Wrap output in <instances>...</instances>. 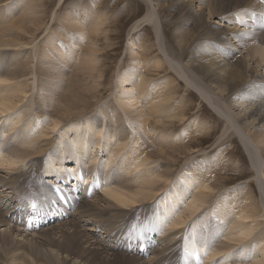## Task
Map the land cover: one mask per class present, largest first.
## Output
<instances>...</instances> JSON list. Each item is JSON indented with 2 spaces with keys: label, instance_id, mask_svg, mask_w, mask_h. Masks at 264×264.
I'll return each instance as SVG.
<instances>
[{
  "label": "rangeland",
  "instance_id": "374dc122",
  "mask_svg": "<svg viewBox=\"0 0 264 264\" xmlns=\"http://www.w3.org/2000/svg\"><path fill=\"white\" fill-rule=\"evenodd\" d=\"M144 1L147 4L143 3ZM189 1L192 2L189 4ZM193 1L65 0L60 3L61 0H0V26H2L1 29L3 28L1 32L5 34L8 32L7 35L10 33L9 35L12 37L10 38L4 33L3 40L0 37V71L11 78L10 83H0V93L4 89L13 90V86L22 87V90L14 95L15 98L12 97L14 99L11 104L17 105L16 109L0 115V150H4L3 156H0V162L9 159L14 151H18V154L21 155L23 149L34 148L36 150L42 146L46 150L27 159L19 158V164L17 163L16 166L9 167L4 164L0 166V180L3 183L9 180L11 185L0 186V243L10 247L8 253L0 249V264H27L28 261L33 264L34 262L30 258L34 257L36 253L38 255L42 253L41 257L37 258L36 264H51L49 262L51 256L56 257L52 264H263L264 161L262 159L258 165V173L253 171L255 166H251L250 158L239 140L242 129V123L239 121L240 118L242 119L239 117L242 113L239 110L248 107V110L251 111L253 108L252 101L243 99L244 92L239 93L238 90V93L232 92L233 90L227 82L220 83L224 87L220 84H209L200 76L198 69L193 67V64L195 65L194 57L198 52L197 49L203 48L204 44L211 43L214 47L212 51L216 52L218 54L216 56L227 63L226 66L230 70L232 68L231 71L243 77L247 76L246 78L253 83L262 80L264 82V69H262L264 63H260L261 58L250 52L256 47L264 48V11H261L264 9V0H241V3H239L240 0H222L221 2L211 0L212 3L210 0H195V5ZM245 1L247 2L244 3ZM253 1L256 8L254 5H250ZM214 5L215 9L213 10ZM189 8L191 11L188 10ZM199 13L200 15H198ZM209 13L211 14L208 15ZM252 13L256 15L253 16ZM145 16L157 23V34L147 24L129 36L136 22ZM244 17H248L250 22L248 18L245 19ZM231 19H236L237 22H233ZM234 24H240V27L247 29V31L236 30L237 32L234 33ZM8 37L10 40H6ZM2 41L3 43H1ZM137 65L141 66L142 69L140 67L138 69ZM135 70L142 71L137 73ZM133 71L139 75L138 77L141 76L140 78L144 81L150 82V86L163 81L168 85L161 95L169 94L168 97L171 98L166 102L169 106L166 109L171 110V106L174 107L171 113L175 119H173L174 117L169 118L175 120L176 126L174 128H165L161 125L154 126V128L148 125L147 131L149 132L147 134L143 132L141 127L137 126L135 117L130 111L128 114V110L123 113L124 110L118 103L121 94L133 93L135 90L137 93L138 89L142 88L141 85H136L138 88L135 89V85L133 87L132 83L121 85L122 76L134 77L135 75L132 76ZM179 71L187 75L193 85L202 87L208 94L210 92L212 104L222 111L224 109V112L230 115L229 119L231 118L232 123L229 126L214 113L215 111L218 112L215 107L208 102H203L199 94L187 87L184 81L178 77L177 72ZM61 72L66 77V91L72 85L77 84V90L84 94L83 102L87 105L81 108L82 117L75 125L64 123L59 125V120L53 124V116L49 114L50 110L52 112L54 108L58 110L61 108L62 112L68 111V102L63 100L64 94L59 97L56 96L54 101H48L46 98L53 91V88L55 89L56 84L61 81L58 78L61 76ZM17 81L18 83H16ZM131 88H134V91ZM158 89L159 87L156 86L154 93ZM149 91L151 92V89L146 91L142 98L138 97L139 105L143 104L144 97L149 96ZM214 96L218 101L214 99ZM41 97L46 99L44 98L42 101ZM146 102L148 101L146 100ZM224 102L227 103L224 104ZM39 105L40 107L37 108ZM50 105L55 107L52 106V108ZM228 107L232 110H229ZM48 109L49 113L47 112ZM95 119L97 125L95 124L94 129L89 128V124ZM250 119L253 121L256 120V117L249 118L248 120L251 122ZM113 120H116V123L110 127L112 132L115 131L116 133L111 132L113 138L106 140L107 138L104 137L105 128ZM189 125L191 129L204 125L203 127L207 130L202 134L192 132L190 137L184 136L185 129L189 128ZM190 128L188 130L192 131ZM100 130L103 131L102 134H99ZM77 131H79L80 134H77L81 138H86L88 145L89 140L93 139L94 144L100 142L103 149L97 151L95 145L94 147L92 145V149L85 150L86 155L85 153L81 155L80 151H76V144L72 141ZM72 134L73 136H71ZM193 136L195 137L193 138ZM30 138H33L34 141H31ZM109 141V146L104 148ZM137 142V145H143V142L147 143L148 149L159 145H163L166 151H169V148L181 147L182 152L178 153L177 156L175 155L179 161L171 168L163 164L169 163L165 162L164 159L147 156L148 161L143 166L144 169L126 174L123 170V157L132 151L138 152L139 148L138 150L132 148ZM259 149H261V156L264 158V149L261 146ZM155 150H148V152L154 153ZM115 153L120 154H117V159L110 165L109 163ZM72 154L73 157H71ZM53 158V164H49ZM45 159L49 165L48 170H45L46 174H49L50 167L53 173L59 171L64 175L68 171L74 174L75 186H87L89 181L90 183L93 181L94 185L98 187L93 193L90 191L92 194L88 196V200L85 202L90 201L92 203L90 205L93 206H86L84 212H79L78 208L68 204L72 208L71 217L44 224L38 231L32 232L35 233L32 234L33 236L27 238L25 234V236H20V234L10 231V227L13 226L7 221L5 207L13 202L14 194H18L19 197L29 196L31 195L29 191L36 193L41 191V184L46 189L48 185L45 180L55 178L57 182L61 178H66L61 173L44 178L41 167ZM16 168L20 169L12 172V169ZM85 168L88 171L92 168L96 169L86 176ZM79 170L83 171L85 177L83 173H80L82 175L80 179L75 175ZM155 170L172 171V175H165L161 180H156L158 189H155V200L152 199L149 202L148 199L147 203L136 205L130 211H124L121 218L119 216L118 219L111 217V215H116V212L117 215L120 212L112 209L106 203V198H103L104 191L111 189V187L114 189L124 187L127 183L128 186L123 190L124 192L139 193L138 188L143 182H139V178L143 177L139 174L143 175L144 173V175L150 176L154 172L156 173ZM197 173L198 180L194 184L192 180ZM87 178L90 180L81 184L83 180L87 181ZM214 181L215 183H213ZM28 186L31 187L29 190H27ZM11 187L14 189H10ZM71 187L73 186L70 184ZM82 192H84V188H82ZM149 193L151 192L149 191ZM149 193L147 192V196ZM197 193L206 195V199H202L205 200L204 206L196 203L194 207L192 204L191 201L196 196H200ZM48 196L53 199L51 203L53 208L64 205L55 202L54 196ZM172 196L175 198L176 204L171 201ZM250 200L251 203L257 204V209H260L253 216L254 219L249 215L242 216L239 214L238 216L239 211L243 210L242 212H244L247 209L244 207ZM192 206L194 208L199 207V212L191 217L190 214L194 212ZM218 210H221L225 216L212 214ZM170 211L171 213H169ZM77 213L80 214L77 216ZM157 213L159 214L157 222L161 223V226L155 230L156 226L152 220ZM240 216L245 217V220H242L243 218ZM181 219H185V221ZM157 222L154 221V223ZM173 224H176L175 227L179 226L174 229ZM76 225L80 227L78 228ZM133 225H135L134 229ZM246 230L249 232L248 234H246ZM3 232L9 233L12 236V241L3 239L2 237L5 235ZM233 233L238 236L236 237V234ZM232 234L237 241L239 240L238 242L230 240ZM150 237L155 238L153 240ZM143 238H146L149 243L141 246L142 241L139 239ZM149 239H151V244ZM193 239L196 240V252L199 248L205 250L201 258L195 261H193L192 253H185L189 252L187 244L192 243ZM86 240L97 241L100 251L95 250L93 246H91L93 249L85 248ZM262 240L263 242H261ZM152 241H154L153 245ZM126 244L131 247L125 246ZM121 245L124 247L120 251ZM216 251H222V253L214 259H210V256Z\"/></svg>",
  "mask_w": 264,
  "mask_h": 264
},
{
  "label": "bare ground",
  "instance_id": "6f19581e",
  "mask_svg": "<svg viewBox=\"0 0 264 264\" xmlns=\"http://www.w3.org/2000/svg\"><path fill=\"white\" fill-rule=\"evenodd\" d=\"M63 1H65V0H61V2L60 3H63ZM141 1H143V0H141ZM155 1V0H154ZM195 1V0H194ZM194 1H193V3H194ZM198 1H200V0H198ZM208 1V0H207ZM206 1V2H207ZM211 1V0H210ZM220 2L222 1V0H219ZM228 1H232V0H228ZM237 1H239V0H237ZM248 1H250V0H248ZM192 2V1H191ZM190 1H189V4L191 3ZM202 2V1H201ZM200 2V3H201ZM247 1H245L244 3H246ZM143 3H146L145 1L143 2ZM195 3H196V1H195ZM195 3H194V5H195ZM211 3H212V1H211ZM213 3H214V1H213ZM219 3V2H218ZM236 3H238V2H236ZM239 3H241V0H240V2ZM147 4V3H146ZM189 4H188V6H189ZM206 4V3H205ZM226 4V3H225ZM224 4V5H225ZM242 4H243V2H242ZM242 4H240V5H242ZM192 5V4H191ZM190 5V6H191ZM201 5V4H200ZM210 6H211V4H209ZM222 5V4H221ZM247 5V4H246ZM249 5V4H248ZM251 6L252 5H254L255 6V3H254V1L250 4ZM30 6H31V4H30ZM34 6V5H33ZM150 6V5H149ZM185 6V5H184ZM199 6V5H198ZM207 6V5H206ZM209 6V7H210ZM234 6V5H233ZM242 6H244V5H242ZM182 8H183V6H181ZM192 7V6H191ZM194 7V6H193ZM201 7V6H200ZM203 7V6H202ZM222 7V6H221ZM235 7V6H234ZM233 7V8H234ZM258 7V6H257ZM150 8V7H149ZM211 8V7H210ZM209 8V9H210ZM240 8H241V6H240ZM243 8V7H242ZM248 8V7H247ZM255 8H256V6H255ZM213 10L215 9V5H214V8H212ZM235 9H237V8H235ZM259 9H261V8H259ZM31 10V9H30ZM155 10V9H154ZM185 10H186V7H185ZM188 10H190L191 11V9L189 8ZM216 10H217V8H216ZM215 10V11H216ZM200 11V10H199ZM214 11V12H215ZM261 11H264V9L263 10H261ZM32 12V11H31ZM149 12V11H148ZM187 12V11H186ZM234 12V11H233ZM236 12V11H235ZM237 12H239V11H237ZM154 13V12H153ZM190 13V12H189ZM202 13V12H201ZM208 13V12H207ZM211 13H209L208 15H210ZM224 14V13H223ZM234 14V13H233ZM236 14V13H235ZM237 14H239V13H237ZM191 15V14H190ZM196 15V14H195ZM198 15H200V13L198 14ZM203 15H204V13H203ZM230 15V14H229ZM184 16V15H183ZM212 16V15H211ZM219 16V15H218ZM237 16V15H236ZM101 17V16H100ZM194 17V16H193ZM197 17H199V16H197ZM213 17H214V14H213ZM215 17H217V16H215ZM231 17V16H230ZM245 18V17H244ZM246 18H248V17H246ZM245 18V19H246ZM202 19H203V17H202ZM213 19V18H212ZM241 19V18H240ZM249 19V18H248ZM228 20V19H227ZM231 21H233V22H237V20L236 19H231ZM249 22H250V19L248 20ZM19 22V21H18ZM191 22V21H190ZM201 23H202V21H201ZM220 23V22H219ZM229 23V22H228ZM17 24V23H16ZM150 25L151 27H152V30H153V32L155 33V34H157V30H158V25H157V23L153 20V19H151L150 17L148 18L147 16H145V18H143V19H140V20H138L137 22H136V24L133 26V28H132V32H130V34H129V36L130 35H132V34H134L135 32H137V31H139L141 28H142V26H145V25ZM248 24V23H247ZM216 25V24H215ZM3 26H5V25H3ZM220 26V25H219ZM244 26V25H243ZM1 27L2 26H0V29H1ZM223 27V26H222ZM232 27V26H231ZM233 27H234V33L235 32H237L236 30H239V31H247V29H245V28H243V27H240V24H238V25H233ZM228 28V27H227ZM241 28V29H240ZM243 28V29H242ZM248 28V27H247ZM3 29V28H2ZM0 30V33L2 34H0V37H2L3 36V33L1 32V31H3V30ZM10 29V28H9ZM249 29V28H248ZM14 30V29H13ZM186 30V29H185ZM5 31V30H4ZM217 31H220V30H217ZM226 31V30H225ZM249 31V30H248ZM12 32V31H11ZM229 32V31H228ZM8 33V32H7ZM7 33L5 34V35H7ZM224 33V32H223ZM234 33H232L233 35H234ZM10 34V33H9ZM7 35V36H10V38H12L11 37V35ZM13 34H14V32H13ZM20 34V33H19ZM231 34V33H230ZM218 35H220L219 33H218ZM217 35V36H218ZM224 35V34H223ZM6 36V37H7ZM13 36V35H12ZM223 37V36H222ZM10 38L8 37V38H6V40L7 39H9L10 40ZM180 38V37H179ZM225 38V37H224ZM1 39V38H0ZM218 39H219V37H218ZM1 40H3V37H2V39ZM0 40V41H1ZM5 40V39H4ZM6 40L4 41V42H6ZM15 40V39H14ZM203 40V39H202ZM213 40V39H212ZM13 41V40H12ZM11 41V42H12ZM164 41V40H163ZM220 41H221V39H220ZM7 42H9V41H7ZM14 42V41H13ZM19 42V41H18ZM231 42V41H230ZM1 43H3V41L1 42ZM199 43V42H198ZM214 43V42H213ZM224 43V42H223ZM9 44V43H8ZM15 44V43H14ZM165 44V43H164ZM221 44V43H220ZM225 44V43H224ZM200 45V44H199ZM17 46V45H16ZM19 46V45H18ZM226 46V45H225ZM1 47V46H0ZM13 47V46H12ZM11 47V48H12ZM5 48V47H4ZM7 48V47H6ZM144 48V47H143ZM232 48V47H231ZM195 49V48H194ZM214 49V47H213V45L211 44V43H207V44H204V46H203V48H198L197 49V54L195 55V57H194V60H195V65L193 64V67L195 66L197 69H198V73L200 74V76L202 77V78H204L205 80H206V82H208L209 84L211 83V84H213V83H215V84H217V85H219L220 83H222V82H227L230 86V88H231V90H233L232 92H237V90H238V92L240 93H243L244 94V96H243V99L245 100V101H252V109H251V111H249L248 110V107H246L245 109H244V107H243V109L242 110H239V111H241L240 113H242V115L241 116H239V117H242V119L240 118V120L239 121H241V127H242V129L241 128H239V129H241L240 131V133L241 134H239V140H240V142H241V144L243 145V148H244V150L247 152V155H248V157L250 158V163H251V166L252 167H254V169H253V171H257L256 173H258V171H259V169H258V165L262 162V159H263V161H264V158H262V152H261V149H259V146H261L262 147V149H264V82H263V80L262 81H256L255 83H253L252 81H250V80H248L246 77H243L242 75H238V74H236L235 72H233V71H231L232 70V68H231V70L228 68V66H226V62L225 61H222V59H220L218 56H216V55H218L216 52H213L212 50ZM14 50V49H13ZM166 50V49H165ZM238 51V50H237ZM251 53H253V55H256V56H259L260 58H261V62L260 63H264V48H262V47H256L255 49H253L252 51H250ZM245 56V55H244ZM250 56V55H249ZM251 57H253V56H251ZM180 59V58H179ZM63 60V59H62ZM61 60V61H62ZM255 60V59H254ZM258 61V60H257ZM63 62V61H62ZM167 62V61H166ZM20 63V62H19ZM52 63V62H51ZM250 63V62H249ZM28 64V63H27ZM26 64V65H27ZM138 64V63H137ZM139 64H141V63H139ZM169 64V63H168ZM177 64V63H176ZM254 64V63H253ZM21 65V64H20ZM100 65V64H99ZM147 65V64H146ZM151 65V64H150ZM173 65V64H172ZM258 65V64H257ZM80 66V65H79ZM138 66V65H137ZM184 66V65H183ZM262 66L264 67V64H262ZM261 66V67H262ZM141 68V66H138V69H140ZM178 67V66H177ZM258 67V66H257ZM256 67V68H257ZM261 67H260V69H261ZM54 68V67H53ZM52 68V69H53ZM56 68V67H55ZM172 68H174V67H172ZM18 69V68H17ZM21 69V68H20ZM49 69V68H48ZM137 69V68H136ZM142 69V68H141ZM181 69V68H180ZM262 69H264V68H262ZM10 70V69H9ZM47 70V69H46ZM78 70V69H77ZM85 70V69H84ZM92 70V69H91ZM151 70V69H150ZM176 70V69H175ZM250 70V69H249ZM140 71H142V70H140ZM140 71L138 70V71H136L135 70V72H137V73H140ZM180 71H182V69L180 70ZM177 72V74H178V77L180 78V79H182L183 81H184V83L187 85V87L188 88H190V90H192L193 92H195L196 94H199V97H200V99H202V101L203 102H208V104H210V105H212L213 107H215L216 108V106H214V104H212V102H211V99H210V92H209V94L202 88V87H200V86H195V84L193 85V83H191V81H190V79H189V77L187 76V75H185L183 72ZM236 71V70H235ZM237 71H239V70H237ZM261 71V70H260ZM42 72V71H41ZM45 72V71H44ZM52 72V71H51ZM80 72V71H79ZM89 72V71H88ZM135 72L133 71V74H132V76L133 75H135L134 77H130V76H128V75H124V76H122V78H121V85H124V84H126L127 85V83H132L133 84V87H134V85H135V89L136 88H138V87H136V85H141L142 86V88H140V89H138V91H137V93H135L136 92V90L134 91L132 88V91H134L133 93H127V94H121V97L118 99V103H119V106H121V108H123V113H125V110L127 111V114L129 113V111L134 115L133 117H135V122H136V124H137V126H139V127H141L142 128V130H143V132L145 133H147L148 134V132L149 131H147V126L148 125H151V126H159V125H161V126H163V127H165V128H169V127H175L176 126V123H175V120L173 121V120H171V119H169V118H171V117H174L173 115H172V113H171V111L174 109V107L173 106H171L172 108H170L171 110H167L166 109V107H169L167 104H166V102L167 101H169V100H171V98L170 97H168V95L169 94H165V95H161L162 93H163V91H164V89L166 88V86H168L164 81L162 82V83H156L154 86H150V82H146V81H144L142 78H140V77H138L139 75H137V74H135ZM251 72H253V71H251ZM16 73H18V72H16ZM43 73V72H42ZM59 73V72H58ZM62 74H61V76H59L58 78H60V82L58 83V84H56V86H55V89L53 88V91L49 94V92L47 93V95L49 94L51 97H48V96H46V98L48 99V101H50V100H53L54 101V98L57 96V97H59V96H62V94H64V101L65 102H68L67 103V107H68V111L67 112H62V110H61V108H60V110H58V109H52V112H51V110H50V113H49V109H48V113L50 114V115H52L53 117H52V119H53V124L57 121V120H59V125L61 124V123H64V124H66V125H75V123H77L78 122V120H79V118L80 117H82L81 116V108L82 107H84V106H87L83 101V96H84V94L83 93H81V92H78V90H77V88H78V85L76 84V85H72L67 91H66V87H65V82H66V77H65V75H63V72H61ZM86 73H87V71H86ZM85 73V74H86ZM238 73V72H237ZM240 73V72H239ZM0 83L2 84H4V83H7V82H9L10 83V76H6L3 72H1L0 71ZM8 74V73H7ZM90 74V73H89ZM248 74H250V73H248ZM5 75V76H4ZM13 75H14V77H15V74H14V72H13ZM12 75V76H13ZM56 75V74H55ZM74 75V74H73ZM137 75V76H136ZM57 76V75H56ZM251 76H253V74H251ZM3 77V78H2ZM17 78H18V76H16ZM199 77V76H198ZM249 77H250V75H249ZM142 79L141 81H140V79ZM201 78V79H202ZM54 79V78H53ZM73 78L71 77V80H72ZM149 79V78H148ZM252 79V78H251ZM192 80V79H191ZM16 83H18V81L16 82ZM250 83H253V84H250ZM53 84H55V83H53ZM152 84V83H151ZM14 85V84H13ZM41 85H42V83H41ZM71 85V84H70ZM221 85V84H220ZM16 86V85H15ZM18 86V85H17ZM25 86V85H24ZM159 87V89H158V91L157 92H155L154 93V88L155 87ZM222 86V85H221ZM226 86H227V84H226ZM225 86V87H226ZM131 87V86H130ZM213 87V86H212ZM216 87V86H215ZM222 87H224V86H222ZM12 88V87H11ZM168 88H170V87H168ZM8 89H9V86H8ZM48 89V88H47ZM50 89H51V86H50ZM150 90L151 89V92L149 93V96H147V97H144V101L142 102L143 104H140V105H142V107H140V105H139V103L137 102L138 101V97H140V98H142L144 95H145V92L146 91H148V90ZM218 89V88H217ZM226 89V88H225ZM19 90H22V87L20 88L19 86L16 88V87H14L13 86V90L12 89H9V90H7V89H4L3 90V92L2 93H0V115L1 114H5V113H7V112H9V111H13L14 109H16V106L17 105H15V104H11V101L15 98V94H18V92H19ZM173 90V89H172ZM220 90H221V87H220ZM244 90V91H243ZM130 91V90H129ZM160 91V92H159ZM217 91V90H216ZM127 92H128V90H127ZM176 92V91H175ZM221 92V91H220ZM219 92V93H220ZM228 92V91H227ZM231 92V91H230ZM237 92V93H238ZM217 93V92H216ZM173 94V93H172ZM171 94V95H172ZM221 94H222V92H221ZM236 94V93H235ZM92 95V94H91ZM138 95V96H137ZM170 95V96H171ZM172 96H174V95H172ZM213 96V95H212ZM12 97H14V98H12ZM235 97V96H234ZM44 98L45 97H41V100L43 101L44 100ZM45 98V99H46ZM213 98V97H212ZM39 99V98H38ZM214 99H216V101H218L217 100V98H216V96H214ZM40 100V99H39ZM40 100V101H41ZM146 100L148 101V102H146ZM41 101V102H42ZM220 101V100H219ZM229 101V100H228ZM47 102V101H46ZM61 102V101H60ZM37 103V102H36ZM38 103H39V101H38ZM44 103V102H43ZM216 103V102H215ZM221 103V102H220ZM227 103V102H226ZM225 102H224V104H226ZM40 104V103H39ZM42 104V103H41ZM45 104V103H44ZM50 104V103H49ZM62 104V103H61ZM250 104V103H249ZM46 105V104H45ZM139 105V106H138ZM218 105V104H217ZM243 105V104H242ZM51 106V105H50ZM52 106H54V105H52ZM51 106V107H52ZM227 106H228V104H227ZM244 106V105H243ZM246 106V105H245ZM248 106V105H247ZM40 107V105L37 107V108H39ZM43 107V106H42ZM48 107V106H47ZM55 107V106H54ZM36 108V109H37ZM53 108V107H52ZM176 108H178V107H176ZM229 108V107H228ZM232 108V107H231ZM242 108V107H241ZM66 109V108H65ZM217 110H218V112L217 111H215L214 113L217 115V116H219L222 120H224L223 122L225 123V124H228V126L232 123L231 122V118L229 119V114H226L225 112H224V109H223V111L221 110V109H218V108H216ZM238 109H239V107H238ZM39 110V109H38ZM47 110V109H46ZM56 110L58 111L57 113H56ZM229 110H232V109H230L229 108ZM237 110V109H236ZM253 111V112H252ZM46 112V113H47ZM37 113H38V111H37ZM40 113V112H39ZM41 113H43V112H41ZM148 113V114H147ZM45 114V113H44ZM232 114V113H231ZM46 115V114H45ZM49 116V115H48ZM123 116H124V114H123ZM165 116V117H164ZM18 117L19 118H21V116L20 115H18ZM51 117V116H50ZM125 117V116H124ZM128 117V116H127ZM253 117H256V120H253L252 121V119H250L251 120V122L248 120L249 118H253ZM180 118H182V117H180ZM173 119H175V117L173 118ZM3 120V119H2ZM120 120V119H119ZM126 120V119H125ZM129 120V119H128ZM184 120V119H183ZM108 121H109V119H108ZM114 121V122H113ZM113 121H111V123L109 124V126L107 127V128H105V133H104V137L105 138H107L106 140H111L112 138H113V134H114V132H112V129H111V125L112 124H115L116 123V120H113ZM123 121V120H122ZM127 121V120H126ZM182 121V120H181ZM238 121V122H239ZM243 121V122H242ZM128 122V121H127ZM126 122V123H127ZM180 122V121H179ZM234 122V121H233ZM121 123V122H120ZM129 123V122H128ZM130 123H132V122H130ZM182 123V122H181ZM14 124V123H13ZM95 124L97 125V123H96V119L94 120V122H91L90 124H89V128H93L94 129V126H95ZM119 124V123H118ZM236 124V123H235ZM51 125V124H50ZM15 126V125H14ZM49 126V125H48ZM104 126V125H103ZM131 126V125H130ZM135 126V125H134ZM204 125H199L198 127H196L195 129H191L190 127V125H189V128L192 130V131H190V130H188L189 128H186L185 129V132H184V136H188V137H190L191 136V134H193V133H197V134H202V133H204L207 129H205L204 127H203ZM233 126V125H232ZM235 126V125H234ZM138 127V128H139ZM154 127V128H155ZM178 127V126H177ZM231 127V126H230ZM13 128V127H12ZM72 128H73V126H72ZM101 128H102V126H101ZM130 128H132V127H130ZM233 128V127H232ZM133 129V128H132ZM14 130H15V128H14ZM149 130V129H148ZM236 130H237V128H236ZM89 131H92V130H89ZM134 131V130H133ZM113 134H112V133ZM193 132V133H192ZM13 133V132H12ZM77 133H79V131H77L75 134H74V137L72 138V141L76 144L75 145V148H76V151H80L81 152V155H83L84 153H85V155H86V152H85V150H90V149H92L93 147H94V145H95V150H97V151H99L100 149H103L102 148V146H101V143L100 142H97L96 144H94L95 142L93 141V139H91V141L89 140V145H88V142H87V140H86V138H81ZM95 133H96V130H95ZM102 134L103 133V131L102 130H100L99 131V134ZM116 133V132H115ZM153 133V132H152ZM157 133V132H156ZM6 134V133H5ZM11 134V133H10ZM80 134V133H79ZM138 134V133H137ZM150 134H151V131H150ZM134 135V134H133ZM71 136H73V134L71 135ZM149 136V135H148ZM121 137V136H120ZM195 136H193V138H194ZM134 138V137H133ZM154 138V137H153ZM160 138H161V136H160ZM159 138V139H160ZM139 139V138H138ZM177 139V138H176ZM30 140L31 141H34V139L33 138H30ZM157 140V139H156ZM160 141H162V140H160ZM174 141V140H173ZM125 142H126V140H125ZM150 142V141H149ZM60 143V142H59ZM109 143H110V141L108 142V144L107 145H105L104 146V148H106L107 146H109ZM144 144L143 145H137L138 144V142L135 144V145H133V149H137L138 150V148H139V150H138V152H131V153H127V154H125L124 155V157H123V160H122V162H123V164H124V168H123V170H125L124 171V173H126V174H132L133 172H138V171H140L142 168L144 169L145 167H143L144 165H145V163H147V156H153V157H159V159L161 158V159H164L165 160V162L167 161V162H169V163H163V164H166L167 165V167L169 166V168H171V166H173V165H175V164H177L178 163V161L179 160H177V159H179V158H176V156H177V154L178 153H180V152H182V149H181V147H178V148H169V151H166L165 149H164V146L163 145H159V146H153V148H150V149H148V146H147V143L145 144V142H143ZM190 143H191V140H190ZM193 143V142H192ZM91 144V145H90ZM152 144V143H151ZM171 144V143H170ZM172 144H173V142H172ZM45 145V144H44ZM92 145H93V147H92ZM122 146H123V144H121ZM169 145V144H168ZM67 146V145H66ZM78 147V148H77ZM92 147V148H91ZM31 148H33V147H31ZM143 148V149H142ZM161 148V149H160ZM79 149V150H78ZM123 149H125V147H123ZM154 150V149H156L155 151H154V153L153 152H148V150ZM18 150H21V149H18ZM65 150V149H64ZM46 150L42 147V146H40V148H38V149H23L22 150V152H21V155H19L18 154V151H14V153L13 154H11V157L9 158V159H5L6 161H3V162H0V166H2L3 164L4 165H7V166H9V167H13V166H16V165H18L19 163H18V160H19V158H22V159H27L28 157H30V156H33V155H36V154H38V153H43V152H45ZM3 152H4V150L3 151H1L0 150V156H3ZM147 152V153H146ZM67 153V152H66ZM101 153V152H100ZM185 153V152H184ZM117 154H120V153H115L114 154V156H113V159L110 161V165L111 164H113L114 162H115V160L117 159ZM85 155H84V157H85ZM176 155V156H175ZM45 156V155H44ZM43 156V157H44ZM174 156V157H173ZM71 157H73V154L71 155ZM78 158V157H77ZM95 158V157H94ZM71 159V158H70ZM73 159H75V158H73ZM81 159V158H80ZM149 159V158H148ZM177 160V161H176ZM20 161H22V160H20ZM53 162H54V158L53 159H51L50 160V162H49V164L50 163H52L53 164ZM64 162V161H63ZM78 162V161H77ZM92 162H93V160H92ZM91 162V163H92ZM18 163V164H17ZM79 163V162H78ZM94 163V162H93ZM129 163H131V164H129ZM44 164H45V167H44ZM69 164V163H68ZM72 164V163H71ZM108 164V165H109ZM154 164V163H153ZM159 164V163H158ZM103 165V164H102ZM109 165V166H110ZM49 165L46 163V159L43 161V166L41 167V171H42V173H43V175L42 176H44V178H49L50 176H52V175H55L56 173H61V172H59V171H56L55 173H53L51 170V167H50V169H49V174H46L45 172V170L47 169V167H48ZM222 166V165H221ZM220 166V167H221ZM104 167V166H103ZM166 167V166H165ZM43 168H44V172H43ZM262 168V167H261ZM5 169H7V168H5ZM11 169V168H10ZM18 169H20V168H16V169H12V172L13 171H16V170H18ZM68 169H70V168H68ZM95 169L96 168H92L90 171H88V170H86V168H85V172H86V176L87 175H90L93 171H95ZM147 169H148V167H147ZM146 169V170H147ZM159 169V168H158ZM223 169V168H222ZM48 170V169H47ZM77 170V169H76ZM168 170H170V169H168ZM229 170V169H228ZM80 171V170H79ZM78 171V173L77 174H75V175H77L78 177H79V179H80V177L82 176L80 173H83V171H80L79 172ZM88 171V172H87ZM151 171V170H150ZM156 171V173L154 172L153 174H151L150 176H146L147 174H145L144 175V173H143V175L142 174H139V176H143L142 178H139V182H141V181H143L140 185L141 186H139V190H140V192L139 191H137V192H139V193H134V194H131V193H127V192H124L123 190L128 186V184L126 183L125 184V186L124 187H119V188H113V187H111V189H107L106 191H104V194H103V198H106V203L107 204H109L110 206H111V208L112 209H114V210H117V211H119L120 213H118V215H117V212H116V215L114 214V215H111V217H114V218H117L118 219V216L121 218V214L124 212V211H130L131 209H133L136 205H140V204H144V203H147L146 201L148 200L149 202L152 200V199H154V197H155V193H156V191H155V189L157 190L158 189V186H157V184H158V182L156 181V180H161L162 178H164L163 176H165V175H170L171 173H172V171H167L166 172V170L163 172V170H162V172L160 171V170H155ZM224 171H225V169H224ZM211 172V171H210ZM147 173V172H146ZM46 174V175H45ZM108 174H110V173H108ZM184 174V173H183ZM61 175H63V173H61ZM172 175V174H171ZM258 175V174H257ZM256 175V176H257ZM46 176V177H45ZM73 176H74V174L73 173H69L68 171H66L65 173H64V175H63V177H66V178H61L59 181H57L56 182V179L55 178H50L49 180H45V182L47 183V188L45 189L44 188V185L43 184H41L40 185V188H41V191H39L40 192V194H38L39 192H34V191H29V192H31L30 194L31 195H29V196H27V195H24V196H22V197H19L18 196V194H14L13 195V197H14V200H13V202L12 203H10V205H8V206H6L5 207V210H6V218H7V221L8 222H10V224L13 226V227H10V231L12 230L13 232H15V233H18V234H20V236H23L24 234L27 236V238H28V236H33L35 233H32V232H35V231H38V229L40 228V227H42V226H44V224H47V223H51L53 220H60V219H64L65 217H71V215H70V212L72 213V208H71V205H69L68 206V204H72V206H74V208H78L77 210L79 211V212H84L85 211V209L84 208H86V206H93V205H90V204H92V203H90V201L89 202H87V203H85L87 200H88V196L89 195H91L94 191H95V188H97L98 186H95L94 185V183H93V181H92V183H90V178L87 180V181H82L81 182V184H84L85 182L87 183L88 181V183L86 184L87 186H82V185H80V186H75L76 185V181L75 180H73ZM83 176H84V173H83ZM197 176V177H196ZM85 177V176H84ZM167 177V176H166ZM258 177V176H257ZM260 177V176H259ZM96 178V177H95ZM169 178V177H168ZM138 179V178H137ZM200 179V178H199ZM224 179V178H223ZM105 180H109V179H105ZM154 180V181H153ZM164 180V179H163ZM167 180V179H166ZM198 180V173L194 176V178H193V182H194V184L196 183V181ZM256 180V179H255ZM212 181V180H211ZM208 182V181H207ZM165 183V182H164ZM163 183V184H164ZM199 183H200V180H199ZM202 183H203V181H202ZM213 183H215V181L213 182ZM218 183V182H217ZM70 184H71V186H73V187H71L70 188ZM91 184V186H88V185H90ZM189 184H191L190 182H189ZM148 185H150L149 187H148ZM211 185V184H210ZM0 186H11L10 185V182H9V180H7V182H5V183H3V181L2 180H0ZM51 188H50V187ZM201 186H202V184H201ZM204 186H205V183H204ZM203 186V187H204ZM213 186V185H212ZM263 186V185H262ZM36 187H38V185H36ZM54 187H59V189H61L63 192H64V194H65V200H66V204H64V203H62V202H60V200L57 198V196H56V192L52 189V188H54ZM108 187V186H107ZM167 187V186H166ZM202 187V188H203ZM216 187V186H215ZM29 188H31V187H29L28 186V188H27V190H29ZM82 188H84V192H82ZM208 188H209V185H208ZM207 188V189H208ZM10 189H14L13 187H11ZM38 189V188H37ZM149 189V190H148ZM8 190V189H7ZM32 190H34V189H32ZM160 190V189H159ZM202 190V189H201ZM205 190H206V188H205ZM262 190V189H261ZM46 191V192H45ZM90 191H92V193H90ZM149 191L151 192V193H149ZM155 191V192H154ZM243 191V190H242ZM264 191V190H263ZM27 192V191H26ZM147 192L149 193V196H147L148 194H147ZM154 192V195H152V193ZM159 192V191H158ZM260 192V191H259ZM26 194V193H25ZM198 195L200 194V193H197ZM39 195V196H38ZM48 195H52V196H54V201L55 202H58V203H62V204H64V205H59L58 206V208H53V205L51 204L52 203V201H53V199L52 198H50ZM55 196H56V198H55ZM241 197V196H240ZM238 198H239V196H238ZM202 199H206V195H204L203 193L202 194H200V196H196L191 202H193L192 204L194 205V204H196V203H200V205H202L203 204V206L205 205V203H204V201L202 200ZM248 199V198H247ZM100 200V199H99ZM155 200V199H154ZM153 200V201H154ZM174 200H175V198L172 196L171 197V201L174 203V204H176L175 202H174ZM238 200V199H237ZM244 200H246V199H244ZM252 200V199H251ZM250 200V202H248V203H246L245 205H246V207H244L246 210L244 211V212H242L243 210V208L241 209L242 211H239V213H238V216H239V214L240 215H242V216H246V215H249L251 218H253L254 219V215L256 214V212L258 213V211L260 210V209H257L256 207H258V206H256L255 204H253V203H251L252 201ZM247 201V200H246ZM261 201V200H260ZM257 202V201H256ZM255 202V203H256ZM232 204V203H231ZM12 205H14V206H12ZM19 205V206H18ZM214 205V204H213ZM78 206V207H77ZM83 206V207H82ZM95 206V205H94ZM197 206V205H196ZM236 206H237V204H236ZM260 206V205H259ZM193 207V206H192ZM194 207H195V205H194ZM193 207V208H194ZM219 207V206H218ZM37 208V210H36V213H32V210H35ZM202 208V207H201ZM84 209V210H83ZM189 209V208H188ZM195 209V210H194ZM192 211H194V212H192L190 215H191V217H192V215H194L196 212H199L198 211V209H199V207H197V208H194ZM237 209H238V207H237ZM107 210V209H106ZM155 210V209H154ZM189 210H191V208L189 209ZM211 211V210H210ZM237 211V210H236ZM262 212V211H261ZM105 213H107V212H105ZM109 213V212H108ZM169 213H171V211L169 212ZM186 213H187V211H186ZM185 213V214H186ZM189 213V212H188ZM236 213V212H235ZM80 213H77V216L79 215ZM184 214V213H183ZM182 214V215H183ZM213 215H219V216H225L223 213H222V211L221 210H218V211H216V212H214V213H212ZM188 215V214H187ZM159 216V214L157 213L155 216H154V218H153V220H152V222H153V224L156 226L154 229L156 230L157 228H159L161 225V223H159V222H157V217ZM235 216H236V214H235ZM182 217V216H181ZM183 217H185V216H183ZM241 217V216H240ZM239 217V218H240ZM249 217V219H251ZM257 217H259V216H257ZM238 218V217H237ZM238 218V219H239ZM241 218H243V217H241ZM245 218V217H244ZM242 219V220H245V219ZM247 218V217H246ZM256 218V217H255ZM156 219V220H155ZM188 219V218H187ZM186 219V220H187ZM182 220V219H181ZM241 220V221H242ZM247 220V219H246ZM3 221V220H2ZM6 221V220H5ZM154 221H156L157 223H154ZM182 221H185V219L184 220H182ZM181 221V222H182ZM2 223H4V222H2ZM71 223V222H70ZM180 223V222H179ZM179 223H177V224H179ZM6 224V223H5ZM181 224H184V223H181ZM242 224V223H241ZM240 224V225H241ZM252 224V223H251ZM256 224V223H255ZM174 225V224H173ZM176 225V224H175ZM175 225H174V229L176 228V227H178L179 225H177L176 227H175ZM245 225V224H244ZM259 225V224H258ZM8 226V225H7ZM76 226H78V228L80 227L79 225H76ZM182 226V225H181ZM235 226V225H234ZM257 226V225H256ZM239 227V226H238ZM237 227V228H238ZM113 228H114V226H113ZM243 228V227H242ZM75 229V228H74ZM77 229V228H76ZM153 229V230H154ZM233 229H235L234 227H233ZM245 229V228H244ZM246 229H247V226H246ZM250 229V228H249ZM9 230V229H8ZM87 230V229H86ZM90 230V229H89ZM93 230V229H92ZM115 230V229H114ZM237 230V229H236ZM239 230V229H238ZM241 230V229H240ZM6 231V230H5ZM11 231V232H12ZM68 231V230H67ZM74 231H76V230H74ZM249 231H251V230H249ZM9 232V231H8ZM241 232H242V230H241ZM240 232V233H241ZM245 232V231H244ZM5 235L2 237L3 239H7V240H11L12 241V236L11 235H9V233H7V232H3ZM156 233V232H155ZM249 232H247V230H246V234H248ZM250 233H252V232H250ZM11 234V233H10ZM33 234V235H32ZM116 234H119V233H117L116 232ZM154 234V233H153ZM231 234V233H230ZM234 235L236 234V233H233ZM232 234V238L230 239V240H236V238H235V236ZM243 234V233H242ZM241 234V235H242ZM24 235V236H25ZM70 235V234H69ZM73 235V234H72ZM77 235V234H76ZM19 236V237H20ZM37 236V235H36ZM238 235L236 234V237H237ZM243 236H244V234H243ZM66 237H67V235H66ZM116 237V236H115ZM240 237V236H239ZM59 238V237H58ZM85 238H88V237H85ZM150 238H152V237H150ZM155 238V237H154ZM154 238H152L153 240H154ZM264 238V237H263ZM90 239V238H89ZM69 240V239H68ZM242 240V239H241ZM260 240H261V238H260ZM139 241H142V243H141V246H144V245H146V244H148L149 242L148 241H146V238H143V239H139ZM149 241H150V244H151V239H149ZM232 241H230V242H232ZM237 241V240H236ZM239 241V240H238ZM237 241V242H238ZM146 242V243H145ZM234 242V241H233ZM261 242H263V240L261 241ZM154 244V241H152V245ZM239 244H240V242H239ZM38 245V244H37ZM69 245H71V244H69ZM85 248H91V246H93L94 247V249L95 250H98V251H100V248L97 246L98 245V242L97 241H88V240H86V242H85ZM263 246H264V244H262ZM33 246V245H32ZM65 246V245H64ZM125 246H128V247H131L129 244L127 245H125ZM122 247H124V245H121V247H120V251L123 249ZM189 247H191V248H189ZM195 247H196V240L195 239H193L192 240V243H189V244H187V250L189 251V252H185L186 254H189V253H192V255H193V261H195V260H198V259H200L201 258V255L205 252V250H203V249H200L199 248V250L196 252V249H195ZM227 247H230V246H227ZM258 247H260V246H258ZM33 249H34V247H32ZM36 248V247H35ZM40 248V247H39ZM66 248H67V245H66ZM70 248H71V246H70ZM205 248V247H204ZM0 249L1 250H3L5 253H8V251H9V249H10V247H9V245H4V244H1L0 243ZM41 249V248H40ZM91 249H93V248H91ZM149 249H152V248H149ZM208 249V248H207ZM228 249V248H227ZM256 249V248H255ZM264 249V248H263ZM193 250H194V252H193ZM260 250V249H259ZM33 251V250H32ZM31 251V252H32ZM39 251V250H38ZM186 251V250H185ZM261 251V250H260ZM36 252V251H35ZM33 253V252H32ZM32 253H31V255H32ZM70 253V252H69ZM220 253H222V251H216L215 253H213L211 256H210V259H214V257H216L218 254H220ZM42 254V253H41ZM41 254H39L38 255V253H36V255H34V257H32V258H30V260H33V264H36L37 263V258L38 257H41L40 255ZM44 254V253H43ZM47 255L49 254V253H46ZM108 254H110V253H108ZM146 254V253H145ZM264 254V253H263ZM47 255H45V256H47ZM51 255V254H50ZM114 255V254H113ZM141 256H143L142 254H140ZM44 256V255H43ZM110 256H111V254H110ZM115 256V255H114ZM197 256H199V257H197ZM49 257V256H48ZM47 257V258H48ZM121 257V256H120ZM120 257H117V258H120ZM138 257H140V256H138ZM222 257V256H221ZM263 257V256H262ZM50 258V263L52 264V262H54V260L56 259V257L54 258V257H49ZM123 260H124V258H122ZM132 259V258H131ZM220 259V258H219ZM57 260H58V258H57ZM119 260V259H118ZM122 260V261H123ZM134 260V259H133ZM260 260V259H259ZM259 260H258V262H259ZM262 260V259H261ZM138 261V260H137ZM136 261V262H137ZM31 262V261H30ZM114 262V261H113ZM223 262V261H222ZM27 264H32V263H29V261L28 262H26ZM62 263H64V262H62ZM263 264H264V261L262 262ZM3 264V263H2ZM65 264V263H64ZM113 264V263H112ZM144 264V263H143ZM261 264V263H260Z\"/></svg>",
  "mask_w": 264,
  "mask_h": 264
},
{
  "label": "snow or ice",
  "instance_id": "6c2138e0",
  "mask_svg": "<svg viewBox=\"0 0 264 264\" xmlns=\"http://www.w3.org/2000/svg\"><path fill=\"white\" fill-rule=\"evenodd\" d=\"M253 16H255L256 14L255 13H252ZM55 192L59 193L60 192V189L59 188H56L54 189ZM135 228V225H133V229Z\"/></svg>",
  "mask_w": 264,
  "mask_h": 264
}]
</instances>
